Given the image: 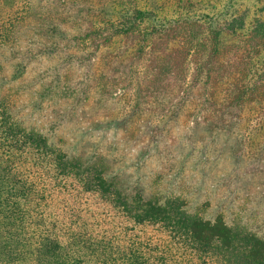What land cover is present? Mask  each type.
Listing matches in <instances>:
<instances>
[{
    "label": "trees",
    "instance_id": "1",
    "mask_svg": "<svg viewBox=\"0 0 264 264\" xmlns=\"http://www.w3.org/2000/svg\"><path fill=\"white\" fill-rule=\"evenodd\" d=\"M229 1L209 14L178 0L164 16L142 0H0V264H178L137 233L117 234L126 221L166 227L207 264H264V236L141 188L129 199L104 171L69 159L25 122L1 74L3 49L18 59L12 78L39 56L58 58L62 72L47 71L39 100L98 93L129 120L155 117L152 138L182 117L251 144L264 138V18Z\"/></svg>",
    "mask_w": 264,
    "mask_h": 264
},
{
    "label": "rangeland",
    "instance_id": "2",
    "mask_svg": "<svg viewBox=\"0 0 264 264\" xmlns=\"http://www.w3.org/2000/svg\"><path fill=\"white\" fill-rule=\"evenodd\" d=\"M142 1L156 3L158 12L165 16L177 9L178 0ZM194 1L200 2L203 12L212 14L229 0ZM229 2L239 12L264 18V12L258 11L262 4L256 0ZM3 50L1 74L6 75L5 83L10 88L6 93L17 102L25 122L39 127L69 159L104 171L129 199L141 188L145 197L176 199L190 214L207 219L222 214L242 232L264 236V138L251 144L246 138L240 142L236 129L208 130L203 124L189 123L182 117L152 138L150 131L157 119L152 116L147 123L142 119L129 120L120 111L122 103L116 97L103 99L102 95L91 93L76 102L72 96L59 93L39 100L35 90H40L49 69L62 70L57 66L61 60L39 56L12 78L18 59L10 49ZM128 227L126 221L114 228L126 238L137 233L136 241H153L152 244L167 248L178 264H207L203 256L196 258L193 249L181 244L176 234L158 223ZM238 244L243 248L241 240Z\"/></svg>",
    "mask_w": 264,
    "mask_h": 264
}]
</instances>
